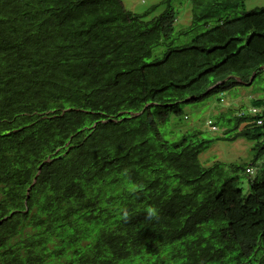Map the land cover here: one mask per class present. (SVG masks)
Returning <instances> with one entry per match:
<instances>
[{"label":"trees","instance_id":"1","mask_svg":"<svg viewBox=\"0 0 264 264\" xmlns=\"http://www.w3.org/2000/svg\"><path fill=\"white\" fill-rule=\"evenodd\" d=\"M173 1L0 0V264H264V100L215 139L184 113L264 70V7L189 0L178 33ZM238 139L252 166L200 162Z\"/></svg>","mask_w":264,"mask_h":264},{"label":"rangeland","instance_id":"2","mask_svg":"<svg viewBox=\"0 0 264 264\" xmlns=\"http://www.w3.org/2000/svg\"><path fill=\"white\" fill-rule=\"evenodd\" d=\"M126 9L141 14L153 5L160 3L163 0H122ZM244 9L246 11L253 9H260L264 7V0H243ZM173 5L177 11V24L175 29L178 33L186 31L190 24V8L189 0H174ZM162 8L155 10L151 15H157ZM191 37H179L174 42L175 46L186 43ZM251 98H258L264 100V70L252 82L251 85L237 86L222 94L214 95L204 102H199L193 105H188L184 108V113L188 116L187 121L191 125L199 126L203 131V137L206 139H215L219 135V131L211 128L209 121L211 118L217 116L219 113H224L228 108L234 109L236 112L249 107ZM201 123H199V122ZM169 131V128H167ZM253 143L247 142L243 139H238L234 142L216 140L210 148L202 153L199 157L200 162L204 165H210L213 161H220L225 165H253L250 163L254 157ZM259 163L253 166L256 169ZM253 169L247 174L253 176ZM239 186L243 192H247V177L241 176Z\"/></svg>","mask_w":264,"mask_h":264},{"label":"clouds","instance_id":"3","mask_svg":"<svg viewBox=\"0 0 264 264\" xmlns=\"http://www.w3.org/2000/svg\"><path fill=\"white\" fill-rule=\"evenodd\" d=\"M211 128H214V127L211 126ZM214 130H215V128H214ZM248 171L249 170H246V172H248ZM145 212H146L145 219H147V220H157V219H159V210L156 207L149 206V207H147L145 209ZM129 216H130V213L128 212V210L124 209L123 210V219L127 220L129 218Z\"/></svg>","mask_w":264,"mask_h":264},{"label":"water","instance_id":"4","mask_svg":"<svg viewBox=\"0 0 264 264\" xmlns=\"http://www.w3.org/2000/svg\"><path fill=\"white\" fill-rule=\"evenodd\" d=\"M251 79H252V77H251ZM251 79H250L249 83L251 82Z\"/></svg>","mask_w":264,"mask_h":264},{"label":"built area","instance_id":"5","mask_svg":"<svg viewBox=\"0 0 264 264\" xmlns=\"http://www.w3.org/2000/svg\"><path fill=\"white\" fill-rule=\"evenodd\" d=\"M253 112H254V110H252ZM212 129H214V128H212Z\"/></svg>","mask_w":264,"mask_h":264}]
</instances>
